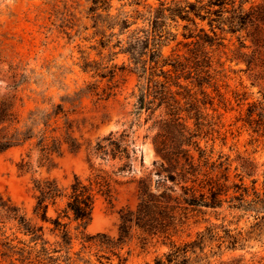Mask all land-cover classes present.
Masks as SVG:
<instances>
[{
	"label": "rangeland",
	"instance_id": "374dc122",
	"mask_svg": "<svg viewBox=\"0 0 264 264\" xmlns=\"http://www.w3.org/2000/svg\"><path fill=\"white\" fill-rule=\"evenodd\" d=\"M161 1L173 3V0H111V14H128L134 22L130 30L120 35L118 26L110 29L107 22L96 24L90 12L92 0H0V99L16 95V110L23 119L38 107L51 111L57 103L65 106V112L51 121V129H56L54 135L61 141L60 151L51 155L52 161L43 158L40 136L0 151V192L11 198L32 224L44 226L43 240H32L15 221H7L3 228L5 235H0V264L119 263L112 252L85 243L82 231L117 238L122 210L138 206L141 181L148 180L151 188L157 190L160 175L156 163L161 157L151 138L146 137L150 125L143 123L146 114L141 119L135 115L138 76L129 69H117L111 80L109 72L115 64L129 63L128 55L116 53L120 48L113 47L118 38L127 40L133 30L148 28V19ZM263 2L246 0L245 8ZM197 22L211 32L208 20L197 18ZM187 24L181 18L167 20L166 28L176 34V39L165 42V56L188 52L185 43L191 39L184 36ZM225 29L217 32L225 38L226 47L213 52L210 46V57L214 55L215 61L223 62L222 66L215 65L224 69L218 81L220 91L213 86L208 88L215 96V105H210L208 113L210 118L217 116V124L200 142L213 151L212 160L222 156L230 164L232 181L240 182L242 178L250 187L256 181V187L264 191V126L248 122L251 111L256 120L262 118L259 104H264V57L249 67L246 58L253 49L241 47L244 40L247 45L252 44L246 30L233 34L227 31L228 25ZM104 39L110 40L108 46H102ZM103 73L105 77L101 76ZM89 84H98L99 92L114 86L112 95L101 98L90 92L78 99L76 105L68 102ZM189 123L193 127V120ZM124 130L134 142L136 154L132 166L120 171L123 161L103 158L95 148L110 133ZM98 175L110 182V191L97 195L92 220L83 225L72 215L65 216L67 194L75 177L88 182ZM46 179H55L63 190L62 197L49 206V221L35 213L39 195L36 181ZM232 203L224 201L220 207H203L202 212L192 211L183 218L173 236L177 244L200 242L201 236H206L204 242L193 248L194 252L190 251V264H264V212L257 218L252 211L231 208ZM58 217L72 233L70 250L62 245L55 226ZM7 240L17 245L15 251L6 249ZM43 246L47 251H42ZM170 248L169 240L152 238L135 228L120 252L127 257L126 264H156V258L166 259L164 255Z\"/></svg>",
	"mask_w": 264,
	"mask_h": 264
},
{
	"label": "trees",
	"instance_id": "16d2710c",
	"mask_svg": "<svg viewBox=\"0 0 264 264\" xmlns=\"http://www.w3.org/2000/svg\"><path fill=\"white\" fill-rule=\"evenodd\" d=\"M110 1L92 0L90 12L96 24L107 22L110 29L118 26V34H124L134 22L129 19L128 14H111ZM184 1L185 3L173 0L172 4L161 1L148 19V28H137L128 35L127 40L118 38L117 43L113 45L120 48L116 53L128 55L129 63L113 65L109 72L111 80L115 78L117 69H129L137 74L135 115L137 119H141L142 115L146 114L143 123L150 124L146 137L151 138L156 152L161 157V161L156 163L157 173L160 175L157 190L151 188L148 180L141 181L138 206L136 209L122 210L117 238L107 233L89 235L82 231L85 243L89 242L101 251L117 255L118 264L127 263V257H123L120 249L135 228L152 238L163 237L164 241H170L171 248L164 255L166 259L156 258V264H190V251L194 252L193 248L204 242L206 236L202 235L200 242H186L180 245L173 240L178 226L190 212H202L203 207H220L224 201L233 202L231 208L256 213L257 218L264 212V191L256 187V181H253L252 187L242 178L240 182L232 181L230 164L222 160V156L212 160L213 151H208L200 142L201 137L209 134L210 130H215L214 126L217 124V116L210 118L208 113L210 105H215V96H212L208 88L213 86L215 90L220 91L218 81L224 71L219 68L223 62L215 61L214 55L210 57V46L213 52L226 47L225 38L217 29L224 32L225 25H228L227 31L233 34L246 30L252 44L249 46L244 40L241 41V47H252L246 62L249 67L257 64L256 60L264 57V2L246 9V0ZM137 13L140 16L141 13ZM169 18L174 21L181 18L189 22L185 25L187 32L184 36L191 41L185 43L189 46L185 55L165 56L163 53L165 42L176 39V34L166 28ZM197 18L208 20L212 34L205 27H199ZM109 42V39H104L101 44L105 47ZM216 63L219 66H216ZM89 66L88 64L87 67ZM101 76L105 77L106 74ZM113 87L107 86L99 92L98 84H89L68 102L76 105L78 99L90 92H95L101 98H109ZM257 106L258 104H254V107ZM259 107L262 110L259 113L262 117L260 120L253 118L254 111H251L248 117V122L256 123L257 127L264 126V104L260 103ZM214 110L217 111L216 108ZM63 112L64 104L57 103L51 111L39 107L32 109L28 117L23 119L16 110V95L1 98L0 151L23 145L40 136L39 145L43 158L52 161L51 155L60 151L61 141L54 135L56 129H51V121ZM190 120L194 122L193 127L189 123ZM133 144L127 130H124L119 134L110 133L97 143L95 149L97 155L103 158L123 161L120 166L122 171L132 166V157L136 154ZM36 188L39 195L35 213L44 221H49V206L62 197L63 190L55 179L37 180ZM109 191L110 182L101 175L88 182L76 176L67 194L63 210L65 216L72 215L75 220L87 225L92 220L97 195ZM262 218L264 219V215ZM7 221H15L19 229L31 235L32 240H43L44 226L32 224L11 198L0 192V223H3L0 226V235H5L3 228ZM54 223L60 231L62 245L70 250L73 236L68 224L62 222L59 217ZM4 246L8 251L17 249V245L8 240L4 242ZM19 249L25 251L23 247ZM42 251H47L45 246ZM70 259L68 257V260Z\"/></svg>",
	"mask_w": 264,
	"mask_h": 264
}]
</instances>
